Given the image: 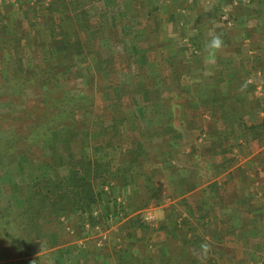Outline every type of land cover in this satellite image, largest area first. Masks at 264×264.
I'll return each mask as SVG.
<instances>
[{
    "label": "rangeland",
    "instance_id": "obj_1",
    "mask_svg": "<svg viewBox=\"0 0 264 264\" xmlns=\"http://www.w3.org/2000/svg\"><path fill=\"white\" fill-rule=\"evenodd\" d=\"M66 1L69 17L57 15L58 24L72 29L71 38L81 22L95 28V35L83 30V40L90 38L91 44L69 43L64 49L55 44L50 54L43 52L41 36L16 39L10 32L11 17L6 15L11 6L0 1V140L6 146L5 140L13 139L7 147L10 153L0 157V207L9 204L13 209L0 217V259L22 257L23 264H29L28 260L60 264L64 254L48 249L64 243L72 246L66 251L67 264L91 257L97 248L83 251L81 246L92 247L102 238L101 244L108 243L113 219L127 215L129 207L135 210L131 227L140 228L145 240V231L161 226L159 219L145 217V208L172 202L190 181L205 183L218 177L223 158L238 162L248 158L258 139H264V124L253 128L256 124L244 113L251 98L264 104L263 93L253 88L246 91L247 84L242 88L241 76L231 82L233 88L226 94L214 83L220 74L194 71V50L208 47L214 17V28L223 34L242 33L239 18L244 11L230 10L233 0H225L226 4L219 3L224 0ZM30 5L24 21L39 19L47 27L50 16L42 14L45 8L36 2ZM74 6L81 9L77 14L86 8L89 14L75 15ZM17 26L19 34L26 33V27ZM65 36L70 39V34ZM56 60L78 63L56 67ZM187 69L193 71L188 80ZM115 118L119 133L112 126ZM170 140L178 149L169 145ZM97 147L119 175L103 185L100 178L94 179L97 190L104 188L98 205L92 210L61 212L48 220L40 217L36 225L29 222L23 208L30 204L27 195L34 182L46 175L66 176L64 161L94 157ZM174 155L183 170L177 162L168 161ZM120 167L128 168L126 178L117 172ZM231 183L222 184L223 189L202 186L197 195L212 210L221 199L215 201L211 195L226 194ZM194 221L190 218L185 223ZM124 234L120 240L127 242ZM103 247L101 251L106 252L107 246Z\"/></svg>",
    "mask_w": 264,
    "mask_h": 264
},
{
    "label": "crops",
    "instance_id": "obj_2",
    "mask_svg": "<svg viewBox=\"0 0 264 264\" xmlns=\"http://www.w3.org/2000/svg\"><path fill=\"white\" fill-rule=\"evenodd\" d=\"M0 1L3 2V0ZM227 1L224 0L219 3L226 4ZM35 2L38 7L45 8L42 9V14L47 15L46 18L50 16L47 27H45L44 21L39 19L36 22L24 21L25 9L28 6L31 7L30 4ZM4 3L11 6L9 13L6 15L11 17V19L9 18L12 20L10 25L14 28H11L10 32L15 33L18 41L41 36V48L44 53L50 54L53 52L55 44H59L58 46H62L64 49L66 43L64 44L63 37L59 32L61 28H59L60 24L57 22V17L61 16V11L65 12L68 9L69 12L70 5H68V1L4 0ZM232 3L233 6H230V10L236 8L241 13L244 11L243 16L239 18L240 25L243 27L241 29L242 33L235 35L223 34L221 29L214 28V17L212 19L213 27L207 41H210L214 36H219L221 37V45L218 48L204 47L194 50L195 54L192 62L197 66L194 71L210 70L211 75L214 72L220 74L218 77H214L217 81L214 83L223 93L228 94L227 89L233 88L231 82L242 76L241 79L243 80L240 83L242 88L247 84L246 91L248 88H253L259 94L263 93L264 95V0H253L252 2L233 0ZM74 8L76 7L74 6ZM77 10L81 9L76 8L75 15L78 13ZM81 14L83 12H79L77 16ZM74 19L73 16L71 20ZM52 22L58 24V28ZM19 24L24 28L26 27V33L19 34L17 26ZM50 42L53 43V46L50 45ZM80 43H84V41L81 39ZM247 71H249V74L245 77ZM192 73L193 71L190 72L187 69L184 73L185 79L192 78ZM221 74H225V76H221ZM226 74L228 75L226 76ZM249 78H252V82L248 81ZM183 84L187 85V82H183ZM258 102V98H251L247 102L244 113L248 115L253 124L259 126L264 121V104H258ZM245 119H247L246 116ZM211 135L210 137L214 136ZM237 136H239V133H237ZM256 144L257 148L249 152V157L241 158L242 160L240 159L239 162L236 158H223L221 163L218 164V167L221 168L218 177L207 180L205 183L190 181L187 183L189 187L173 196L172 202L145 208V217L152 214L155 219H159L161 224L160 228L155 231H145V240L141 236L140 228L131 227L134 221L132 215L135 214V210L129 207L127 215H120L122 217L113 219L114 223L108 230L110 235L108 243L101 244L102 238L99 239V242H96L97 244H92V247H90L91 245L89 247L82 245L80 250L86 251L88 248L90 250L97 248L98 252L91 257L75 258L72 263L264 264V139L259 138ZM173 146L178 149L177 143ZM177 159L178 156L174 155L171 158L169 157L168 161L172 160L176 163ZM168 161L165 160V162ZM177 166L180 171L184 168L178 162ZM229 179L232 183L226 194H224V191L211 193V197L215 201L218 198L221 199L220 205L215 203L212 210L207 209L204 206V199L197 195L201 187L213 185L216 188L223 189L222 184L230 182ZM126 184L127 186L132 185V183ZM188 196L190 198L193 196L192 200H187ZM168 203L169 206H167ZM188 205H190V208ZM190 218L192 221L196 219L194 223H185ZM198 220L200 221L199 224ZM121 234L131 240L128 241L126 238L127 242L120 240ZM104 237L108 238V234L105 233ZM104 245L107 246L105 248L107 249L106 252L101 251ZM70 247L72 246L69 243H64L50 247L48 250L54 251V254H64V258L61 257L60 264H63V262L67 264L70 260L65 256L66 251L71 249ZM43 253H47V251L44 250ZM28 261L30 264L31 260ZM10 262L23 264V258L0 259V264Z\"/></svg>",
    "mask_w": 264,
    "mask_h": 264
},
{
    "label": "trees",
    "instance_id": "obj_3",
    "mask_svg": "<svg viewBox=\"0 0 264 264\" xmlns=\"http://www.w3.org/2000/svg\"><path fill=\"white\" fill-rule=\"evenodd\" d=\"M85 9V8H84ZM86 11L83 13V16H87L89 14V9L86 8ZM65 16L69 17L68 9L64 12L61 11V17L65 19ZM81 19V18H79ZM83 20V19H81ZM54 24V22H52ZM80 29L74 28L72 34H74L76 37L71 38V30H67L68 28L61 27L59 25V28L61 27V30H59L60 33L63 35V42L66 45H78V46H84V44L80 43L82 38V32L85 31L87 34L91 35V37L95 34V28L90 27L87 23H79ZM58 28V24H57ZM98 32V31H96ZM66 33L70 34V39L65 38ZM84 43H87L88 45L91 44V39L87 38L83 40ZM134 45L136 44V41H133ZM65 47V45H64ZM73 55V54H72ZM76 55V54H75ZM84 55V54H83ZM75 63L71 64L66 63L62 64L61 62L55 61V66H61L66 65L67 68H71V66L75 65ZM63 69L62 72L66 73L67 69ZM116 118L113 122L112 126L116 124ZM241 121V119L239 120ZM264 124V121L261 123ZM258 125L253 126V128H257ZM259 127V126H258ZM108 129V128H104ZM115 130L119 131V128L115 125ZM69 137V136H68ZM70 140V139H67ZM218 140V138H217ZM1 142V140H0ZM3 142V141H2ZM2 142L0 144V150L1 155L8 153L7 147H10L11 144H13V139L11 137L7 138L5 140L6 146L2 145ZM107 144H111V142H107ZM169 145L173 146L176 145L175 141L170 140ZM98 155H94V157H84L81 159H72L69 160V162L64 161L66 163V167L68 169V173L65 176L54 178L49 175L44 176L41 179H37L33 184V191L29 195H27L30 204L26 206V208H23L24 215L26 216V219L29 220V222H34L35 225L38 223V219L40 217H43L44 219L48 220L53 216H59L61 212H76V211H84V210H92L95 205H98V203L101 201L100 197L101 194L104 191V188H100V190H97L95 188V182L94 179L100 178L102 180V185L106 183H110L112 179H115L114 177H118L117 173L110 168V162L109 160H104L105 154L100 153L101 147H97L96 150ZM99 151V152H98ZM10 153V152H9ZM96 153V154H97ZM4 155L0 156L3 157ZM146 155V152H145ZM173 157V156H172ZM47 165H50L51 162H46ZM138 165V164H137ZM128 171L127 167H120L117 169V172L121 174H124ZM133 177L132 175H130ZM123 178H126V173L123 176ZM137 208V206H136ZM7 212H10V214L13 212V209H11V206L8 204L5 206L0 207V217L3 215H7ZM109 216V215H107ZM46 217V218H45ZM32 232L36 231L33 228H31ZM32 232L29 231V234L32 235ZM23 254H28V251L24 250Z\"/></svg>",
    "mask_w": 264,
    "mask_h": 264
},
{
    "label": "clouds",
    "instance_id": "obj_4",
    "mask_svg": "<svg viewBox=\"0 0 264 264\" xmlns=\"http://www.w3.org/2000/svg\"><path fill=\"white\" fill-rule=\"evenodd\" d=\"M221 45V37L214 36L209 42L208 47L209 48H218Z\"/></svg>",
    "mask_w": 264,
    "mask_h": 264
},
{
    "label": "built area",
    "instance_id": "obj_5",
    "mask_svg": "<svg viewBox=\"0 0 264 264\" xmlns=\"http://www.w3.org/2000/svg\"><path fill=\"white\" fill-rule=\"evenodd\" d=\"M248 81L249 82H252V78H249ZM146 218H148V219H155V216L152 215V214H149V215L146 216Z\"/></svg>",
    "mask_w": 264,
    "mask_h": 264
},
{
    "label": "water",
    "instance_id": "obj_6",
    "mask_svg": "<svg viewBox=\"0 0 264 264\" xmlns=\"http://www.w3.org/2000/svg\"><path fill=\"white\" fill-rule=\"evenodd\" d=\"M30 264H38L35 260H31Z\"/></svg>",
    "mask_w": 264,
    "mask_h": 264
}]
</instances>
